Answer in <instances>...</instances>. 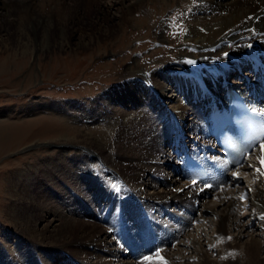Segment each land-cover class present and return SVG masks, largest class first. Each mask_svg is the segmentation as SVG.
<instances>
[{
	"label": "bare ground",
	"instance_id": "6f19581e",
	"mask_svg": "<svg viewBox=\"0 0 264 264\" xmlns=\"http://www.w3.org/2000/svg\"><path fill=\"white\" fill-rule=\"evenodd\" d=\"M156 3L161 9L155 10ZM167 4L169 0H0V51L8 50L23 60L31 53L46 54L52 49H90L114 36L136 44L138 36L150 30L160 36L167 30L160 23L162 19L157 20ZM180 16L189 35L184 40L187 50L160 51V58L158 50L143 58L134 52L126 67L117 72L116 82L90 101L34 102L22 110L32 113L42 107L49 111L48 117L63 122L60 130L52 133L51 142L46 143L59 148L56 156L42 159L39 166L31 163L12 172L6 191L28 195L31 204L23 207L24 214L36 209V198L42 193L37 180L40 173L53 187L79 184L78 191L85 197L86 193L90 195L89 185L96 181L101 185L99 193L93 192L92 202L81 201V208H72L74 202L70 199L62 201L73 211L79 210L78 218L61 217L66 221L62 225L53 219L43 220L50 238H56L51 240V246L65 247L62 250L70 255L66 258L61 253L53 254V261L44 264H111L110 257L123 252L112 241L120 228L125 231L126 245L122 247H129L127 254L139 245L133 222L143 225L142 242L161 245L187 227V214L196 208L192 198L210 196L207 201H214L211 190L205 188L200 195L183 178L180 153L187 147L208 161L211 174L220 173L203 117L205 101L210 94L221 98L225 79L244 91L247 84L259 89L264 82V0H186ZM124 23L131 25L128 35L121 32ZM125 47L132 46L126 43ZM14 61V66L18 65V59ZM232 67L242 70L229 79ZM5 68L7 62L1 60L0 72ZM161 99L173 104L159 111L154 105L163 103ZM5 129L0 127V152L10 144H18L30 131L25 126L12 127L7 132ZM40 131L38 135L49 132ZM88 170L94 173L81 174ZM143 177H147L150 193L140 189ZM254 188L245 200L249 202L253 197V205H258L253 212L261 216L257 210L264 209V190L262 185ZM223 195L215 198L218 203H227L223 214L218 213L216 202L197 207L203 214H215L214 242L221 245L215 259H211L205 242L180 238L178 242L184 244L181 252L154 258L151 264H264V231L249 232L251 221H241L234 200ZM88 203H95L89 206L95 207L94 211L89 210ZM227 229L236 233L225 240L226 235H222ZM199 231L204 239L205 229ZM38 246H33L34 253ZM185 251L193 255H184ZM183 256L185 260L179 261ZM193 256L196 260L189 261L188 257ZM21 260L17 254L16 261Z\"/></svg>",
	"mask_w": 264,
	"mask_h": 264
},
{
	"label": "rangeland",
	"instance_id": "374dc122",
	"mask_svg": "<svg viewBox=\"0 0 264 264\" xmlns=\"http://www.w3.org/2000/svg\"><path fill=\"white\" fill-rule=\"evenodd\" d=\"M185 1L169 0L170 4L164 6L161 11V16L157 19L163 20L160 23L165 25L167 30L164 29L161 36L158 34L155 35L150 30L143 36L139 35L136 44L131 39L124 42L125 38L123 39L121 37L119 40L118 37L114 36L112 39L115 40L118 38V41L116 39V42H114L111 38L110 40L104 39L90 49L82 50L76 46L59 50L52 49V52L49 51L46 54L31 53L23 60L19 56H13V53L8 52V50L0 51V62L1 60L2 63L7 62V68L0 72V127L6 128V132L10 131L12 127L22 128L25 126V128L30 129L26 137L18 142V144L9 145L7 143V146L9 145L7 150L5 149V151L0 152V264L50 263L53 261L52 255L56 254L59 256L60 253L66 258H69V253L62 250H66L65 247L58 248L51 246V240H55L56 238H50L51 236L48 235L50 232L47 231L48 226H46L43 220L53 219L54 222L62 225V222L64 223L66 221L64 218L61 220V217L69 216L75 219L78 218L79 210L73 211V209L66 207L62 201L70 199L74 202L72 208L77 206L81 208V201L88 200L92 202L93 192L96 191L99 193L101 186L97 181L89 185L88 193L90 195L86 193L85 197L83 193L78 191L79 184L71 183V185H67L65 183L53 187V184L49 180H46L43 173H40L37 180L41 184L42 193L40 198L35 197L39 199L35 203L37 205L36 209L32 214H24L23 207L31 204L28 195H13L11 191H6L8 182H10L9 180L12 177V172L16 168H24L27 164L31 163L39 166L42 163V159L56 156L59 148L46 143L51 142L52 135L60 130V125L63 122L56 121L53 118L54 116L48 117L49 111L44 108L42 110V107L41 110L36 108L32 113H25L22 110L34 102L62 103L67 100L88 102L105 90L104 88L108 89L111 84L116 82L117 72H120L126 67V63L131 61L134 52L136 53H134L135 55L143 58L153 53V51L158 50L156 53H159L156 55L160 58L162 55L160 51H182L184 48L186 49L187 45L185 46L184 40L188 39L189 35H187V30L183 28L184 23L180 16ZM159 4H154L153 7H156L155 10L161 9L158 7ZM161 5L163 6L162 3ZM156 16L155 14L154 17ZM131 30V25L124 23L121 32L123 31L124 35H128V31ZM126 43H130L132 47L126 48ZM119 57L121 61L115 60V58ZM14 59H18V65L14 66ZM139 71L144 72L143 69ZM240 71H236L231 79H234L235 75ZM161 101L163 100L161 99ZM171 102L163 101L159 106L154 105V107H157L159 111H164L173 104ZM156 114L157 112H155ZM46 129L49 132L43 133L44 135L37 134L38 131L41 130L40 132H44ZM31 144L35 145L29 146ZM93 173L92 170L81 171V174L90 175ZM171 177H174V175H171ZM84 183H86L85 179L82 180V184ZM36 185L38 186V184ZM140 185L141 190L150 193L151 190L148 189L147 177L141 178ZM72 197H75L76 200H72ZM215 202L216 200L212 203L206 201L204 205L211 206ZM52 203L54 206H51ZM93 204H86L90 211H94L95 207H89ZM226 204L223 201L216 202L218 213L223 214L226 211ZM235 210L237 215L241 217V221L247 219L251 221L249 232H259L256 229L254 219H259L263 215L256 216V218L248 212L246 217H242L236 208ZM212 221H214L215 231V216L207 213L206 221L198 225L193 232H186L187 235L182 240L193 239L196 240L194 241L195 243H201L203 237L199 236V229L204 228L206 234L212 233ZM58 232H61V230H58ZM227 232L230 234L226 235L229 239L236 233L232 229L225 231V233ZM206 234L204 238L207 236ZM181 242L177 247L174 246L175 248L173 247L174 249L172 248L171 252H181L184 248V244H181ZM35 244L40 247L36 253L33 250ZM120 251L123 250L120 249ZM188 253L189 255H193L190 251ZM208 253H210L211 259L216 258L217 252L211 254L209 250ZM17 254H20L21 261H16ZM183 254L185 255L186 252H183ZM182 258L185 259L184 256ZM124 260H121L122 263H124ZM125 261H131V259Z\"/></svg>",
	"mask_w": 264,
	"mask_h": 264
},
{
	"label": "snow or ice",
	"instance_id": "6c2138e0",
	"mask_svg": "<svg viewBox=\"0 0 264 264\" xmlns=\"http://www.w3.org/2000/svg\"><path fill=\"white\" fill-rule=\"evenodd\" d=\"M262 151H264V144L261 145ZM262 163H264V159H262Z\"/></svg>",
	"mask_w": 264,
	"mask_h": 264
}]
</instances>
